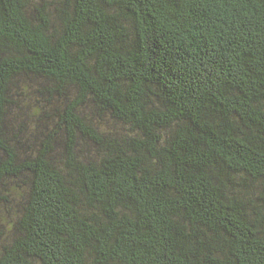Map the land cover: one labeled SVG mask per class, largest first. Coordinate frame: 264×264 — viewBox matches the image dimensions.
Instances as JSON below:
<instances>
[{
  "label": "trees",
  "instance_id": "1",
  "mask_svg": "<svg viewBox=\"0 0 264 264\" xmlns=\"http://www.w3.org/2000/svg\"><path fill=\"white\" fill-rule=\"evenodd\" d=\"M0 264H264V0H0Z\"/></svg>",
  "mask_w": 264,
  "mask_h": 264
}]
</instances>
